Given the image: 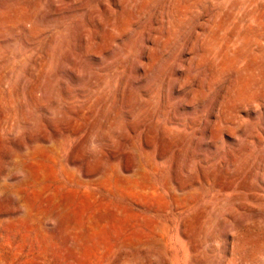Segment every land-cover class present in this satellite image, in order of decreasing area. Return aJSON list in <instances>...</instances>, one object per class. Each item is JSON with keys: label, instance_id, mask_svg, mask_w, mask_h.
I'll return each instance as SVG.
<instances>
[{"label": "rangeland", "instance_id": "rangeland-1", "mask_svg": "<svg viewBox=\"0 0 264 264\" xmlns=\"http://www.w3.org/2000/svg\"><path fill=\"white\" fill-rule=\"evenodd\" d=\"M0 264H264V0H0Z\"/></svg>", "mask_w": 264, "mask_h": 264}, {"label": "bare ground", "instance_id": "bare-ground-1", "mask_svg": "<svg viewBox=\"0 0 264 264\" xmlns=\"http://www.w3.org/2000/svg\"><path fill=\"white\" fill-rule=\"evenodd\" d=\"M257 22V21H256ZM261 25V24H260ZM257 26V25H256ZM259 26V25H258ZM255 34V33H254ZM222 37V36H221ZM210 46V45H209ZM211 49V48H210ZM225 52V51H224ZM230 63V62H229ZM231 64V63H230ZM240 67V66H239ZM241 72V71H240ZM247 84V83H246ZM248 85V84H247ZM225 109V108H224ZM262 109V108H261ZM254 111V110H253ZM235 115V114H234ZM243 205V204H242Z\"/></svg>", "mask_w": 264, "mask_h": 264}]
</instances>
